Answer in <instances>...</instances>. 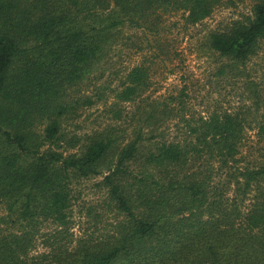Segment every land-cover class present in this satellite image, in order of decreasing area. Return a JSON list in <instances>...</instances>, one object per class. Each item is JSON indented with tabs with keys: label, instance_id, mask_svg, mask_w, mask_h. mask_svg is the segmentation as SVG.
<instances>
[{
	"label": "trees",
	"instance_id": "16d2710c",
	"mask_svg": "<svg viewBox=\"0 0 264 264\" xmlns=\"http://www.w3.org/2000/svg\"><path fill=\"white\" fill-rule=\"evenodd\" d=\"M219 2L0 0V264H264V155L237 166L241 116L213 111L185 121L175 138L162 134L181 113L183 91L174 102L146 101L142 63L110 105L116 122L128 116V141L117 144L121 127L85 139L63 131L68 116L91 104L73 92L101 68L117 27L167 10L196 24ZM206 42L226 67L245 68L264 45V0ZM119 103L134 110L123 114ZM257 133L264 143V118ZM104 168L103 211L113 219L67 242L72 181ZM48 223L52 237L30 256Z\"/></svg>",
	"mask_w": 264,
	"mask_h": 264
},
{
	"label": "rangeland",
	"instance_id": "374dc122",
	"mask_svg": "<svg viewBox=\"0 0 264 264\" xmlns=\"http://www.w3.org/2000/svg\"><path fill=\"white\" fill-rule=\"evenodd\" d=\"M253 2L220 0L210 15L196 24H188L183 11L167 10L159 11L150 23L129 25L127 22L117 27L115 45L101 68L73 92L80 99L89 98L91 104L80 105L75 114L68 116L62 123L63 131L85 139L111 126L121 127L125 131L118 132L117 144L128 141L132 124L128 116L116 122L110 105L125 74L143 63L149 71L147 89L142 96L146 101L174 97L171 99L174 102L183 91L181 113L167 122L162 134L175 138L185 128V121L196 122L207 113L226 111L241 116L245 124L237 166L260 159L264 155V143L259 139L257 125L264 118V45L245 68L233 70L226 67L227 60L209 50L206 42L208 32L226 29L233 21L248 15ZM220 69L224 72L220 73ZM119 107L123 114L129 115L135 104L122 103ZM112 158L113 155L109 159ZM107 169L100 175L72 181L67 242L92 232L97 235L109 227L113 215L103 211L106 190L99 186ZM53 228L50 223L42 228L48 235L36 239L30 256L45 249L43 239L52 237L49 233Z\"/></svg>",
	"mask_w": 264,
	"mask_h": 264
}]
</instances>
